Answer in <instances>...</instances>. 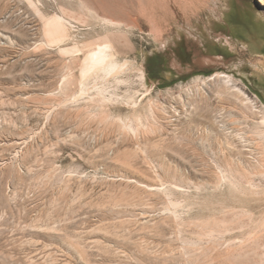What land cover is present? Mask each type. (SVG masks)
<instances>
[{"label": "rangeland", "instance_id": "rangeland-1", "mask_svg": "<svg viewBox=\"0 0 264 264\" xmlns=\"http://www.w3.org/2000/svg\"><path fill=\"white\" fill-rule=\"evenodd\" d=\"M0 264H264V0H0Z\"/></svg>", "mask_w": 264, "mask_h": 264}, {"label": "bare ground", "instance_id": "bare-ground-1", "mask_svg": "<svg viewBox=\"0 0 264 264\" xmlns=\"http://www.w3.org/2000/svg\"><path fill=\"white\" fill-rule=\"evenodd\" d=\"M63 51H66V49H64ZM111 55L112 54H110V49H108V48L96 47L94 49H91L89 52H87V56H86V58L84 60V63H83V66H82V70H81L82 74L85 75V74L90 73V72H92L94 70H103L104 72L107 71V70L108 71L115 70V68L117 67V64L115 62H113V59H112ZM113 58H114V56H113ZM96 72H98V71H96ZM140 77H141V80H144L143 72H141ZM222 78H223V82L225 83L226 86L232 85V79L230 77L225 75ZM236 90L239 93H241L242 95L246 96V98L250 101L249 97L244 92H242V90H240L239 88H237ZM251 102H252V100H251ZM222 174H223V172H222ZM221 178H222V176H221Z\"/></svg>", "mask_w": 264, "mask_h": 264}, {"label": "crops", "instance_id": "crops-1", "mask_svg": "<svg viewBox=\"0 0 264 264\" xmlns=\"http://www.w3.org/2000/svg\"><path fill=\"white\" fill-rule=\"evenodd\" d=\"M204 49H205L204 48V45L203 44H199V46H198V52L193 54L194 57L191 60V65H192V68L193 69H196V67H200V66H206L207 61L209 62V60H207L208 59L207 55H205V54L202 53V51H204ZM173 56L175 58L174 61H176V59L178 61H180V57H182V55H180L179 53L176 54L175 52H173ZM219 58H222V57L219 56ZM164 66H165L164 63L162 65H160L159 63H157V70L156 71H153L152 70V74L150 75V77L153 80H155V81L161 80L162 79V72L165 73V74L167 72V71H162V69H164ZM172 69H174V68H172Z\"/></svg>", "mask_w": 264, "mask_h": 264}, {"label": "flooded vegetation", "instance_id": "flooded-vegetation-1", "mask_svg": "<svg viewBox=\"0 0 264 264\" xmlns=\"http://www.w3.org/2000/svg\"><path fill=\"white\" fill-rule=\"evenodd\" d=\"M148 71H149V75H151V74H152V70H150V68H149V70H148Z\"/></svg>", "mask_w": 264, "mask_h": 264}, {"label": "built area", "instance_id": "built-area-1", "mask_svg": "<svg viewBox=\"0 0 264 264\" xmlns=\"http://www.w3.org/2000/svg\"><path fill=\"white\" fill-rule=\"evenodd\" d=\"M252 96H253L255 99H257L255 95H252Z\"/></svg>", "mask_w": 264, "mask_h": 264}]
</instances>
